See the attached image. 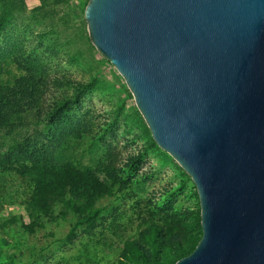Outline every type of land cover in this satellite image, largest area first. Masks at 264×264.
<instances>
[{
	"label": "water",
	"instance_id": "95a60500",
	"mask_svg": "<svg viewBox=\"0 0 264 264\" xmlns=\"http://www.w3.org/2000/svg\"><path fill=\"white\" fill-rule=\"evenodd\" d=\"M82 13L195 188L200 236L172 264H264V0H86Z\"/></svg>",
	"mask_w": 264,
	"mask_h": 264
},
{
	"label": "rangeland",
	"instance_id": "374dc122",
	"mask_svg": "<svg viewBox=\"0 0 264 264\" xmlns=\"http://www.w3.org/2000/svg\"><path fill=\"white\" fill-rule=\"evenodd\" d=\"M24 2L0 26V82L30 70L82 85L48 84L39 117L26 115L0 151L15 139L82 169L112 161L125 185L94 203L93 220L77 224L80 215L62 202L49 213L32 208L27 181L0 169V263L133 264L125 242L139 238L148 219L199 216L195 188L174 159L151 144L122 78L90 42L84 0Z\"/></svg>",
	"mask_w": 264,
	"mask_h": 264
},
{
	"label": "trees",
	"instance_id": "16d2710c",
	"mask_svg": "<svg viewBox=\"0 0 264 264\" xmlns=\"http://www.w3.org/2000/svg\"><path fill=\"white\" fill-rule=\"evenodd\" d=\"M24 3V0H0V26L9 13L24 9ZM48 84L54 88L82 85L64 76H54L48 80L47 75L30 70L11 81L0 82V144L4 137L9 140L16 124L22 122L26 115L39 117L45 98L49 95ZM67 134L68 131H65L55 137L54 142H64ZM0 169L13 171L27 181V203L32 208L49 213L54 204L62 202L66 208L80 215L77 224L93 220L99 212L98 208L93 207L94 203L112 194L113 188L125 185L112 161L100 162L94 169H82L70 161H54L45 151L15 139H11L0 151ZM184 212L188 215L191 213ZM168 218V221L162 222L148 219L139 238L125 242V248L130 250L131 263L172 264L192 250L200 236L199 216H189L184 221L174 214Z\"/></svg>",
	"mask_w": 264,
	"mask_h": 264
}]
</instances>
